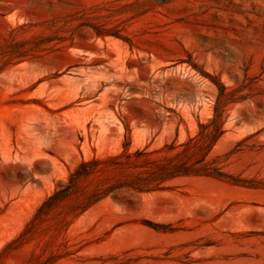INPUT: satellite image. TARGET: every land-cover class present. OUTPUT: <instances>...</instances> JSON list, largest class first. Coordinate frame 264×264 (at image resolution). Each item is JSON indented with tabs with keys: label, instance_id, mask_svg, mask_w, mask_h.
Listing matches in <instances>:
<instances>
[{
	"label": "rangeland",
	"instance_id": "obj_1",
	"mask_svg": "<svg viewBox=\"0 0 264 264\" xmlns=\"http://www.w3.org/2000/svg\"><path fill=\"white\" fill-rule=\"evenodd\" d=\"M218 83L208 158L254 186L180 177L31 227L82 159L196 135ZM0 264H264V0H0Z\"/></svg>",
	"mask_w": 264,
	"mask_h": 264
},
{
	"label": "trees",
	"instance_id": "obj_2",
	"mask_svg": "<svg viewBox=\"0 0 264 264\" xmlns=\"http://www.w3.org/2000/svg\"><path fill=\"white\" fill-rule=\"evenodd\" d=\"M219 95L214 106L213 117L208 122H200L198 133L180 144L166 143L163 148L148 151L146 148L128 150L129 142L124 143V151L106 158L82 159L69 174L68 180L60 184L47 196L31 221V227L39 223L51 212L60 210L64 216L79 215L121 188L138 192L164 190L166 185L180 177H210L225 180L236 185L254 186L252 182L237 178L226 172L218 158L209 159L216 142L225 133V86L217 84ZM165 151L162 158H153L154 152ZM120 170L127 177L104 186L100 179L94 184L92 179L108 170ZM62 208L65 210L62 211ZM153 227L159 224L148 222ZM30 227V228H31Z\"/></svg>",
	"mask_w": 264,
	"mask_h": 264
}]
</instances>
